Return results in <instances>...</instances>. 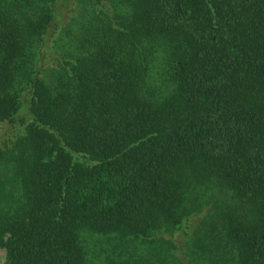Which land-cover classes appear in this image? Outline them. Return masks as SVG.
<instances>
[{
	"label": "trees",
	"instance_id": "trees-1",
	"mask_svg": "<svg viewBox=\"0 0 264 264\" xmlns=\"http://www.w3.org/2000/svg\"><path fill=\"white\" fill-rule=\"evenodd\" d=\"M0 248L264 264V0H0Z\"/></svg>",
	"mask_w": 264,
	"mask_h": 264
},
{
	"label": "rangeland",
	"instance_id": "rangeland-1",
	"mask_svg": "<svg viewBox=\"0 0 264 264\" xmlns=\"http://www.w3.org/2000/svg\"><path fill=\"white\" fill-rule=\"evenodd\" d=\"M175 238V237H174ZM173 238V239H174ZM177 242V241H176ZM3 256H4V251H3V249H1L0 248V264H2V262H3Z\"/></svg>",
	"mask_w": 264,
	"mask_h": 264
}]
</instances>
